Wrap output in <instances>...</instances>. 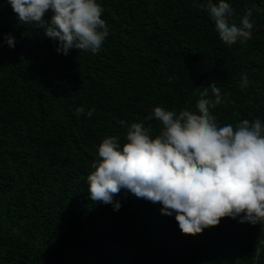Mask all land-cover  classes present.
Instances as JSON below:
<instances>
[{"label": "trees", "instance_id": "trees-1", "mask_svg": "<svg viewBox=\"0 0 264 264\" xmlns=\"http://www.w3.org/2000/svg\"><path fill=\"white\" fill-rule=\"evenodd\" d=\"M97 2L109 32L101 50L65 56L0 0V264H264V249L254 255L264 224L222 218L185 235L161 204L122 190L114 211L87 186L102 139L125 142L118 120L151 126L154 137V107L197 112L212 82L231 101L211 110L219 126L264 121V0H226L237 24L249 8L255 21L252 38L232 46L200 0Z\"/></svg>", "mask_w": 264, "mask_h": 264}, {"label": "clouds", "instance_id": "clouds-1", "mask_svg": "<svg viewBox=\"0 0 264 264\" xmlns=\"http://www.w3.org/2000/svg\"><path fill=\"white\" fill-rule=\"evenodd\" d=\"M18 20L43 28L58 41L56 51L65 56L71 49L98 53L108 36L104 8L97 0H6ZM208 12L219 38L228 46L252 38L255 21L249 8L240 18L226 0H200L196 5ZM51 12L50 19L46 14ZM3 42L15 47V38L4 34ZM2 47V43H0ZM241 74L240 88L249 86ZM197 112L167 110L157 106L146 120L155 118L161 129L154 137L151 126L141 122L126 129L123 146L118 135H109L98 146V157L87 176L93 202L121 207L114 196L123 191L153 204L178 222L182 234L195 236L216 227L222 218L240 223L264 224V121L244 119L235 126H219L212 109L230 103L229 93L215 82L198 93ZM95 109L86 113L91 118ZM85 114L83 107L75 109ZM264 249L259 240L254 255Z\"/></svg>", "mask_w": 264, "mask_h": 264}]
</instances>
